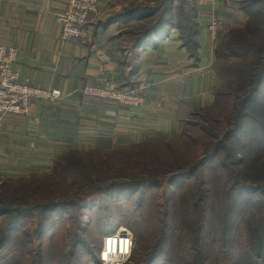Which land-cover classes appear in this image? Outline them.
Listing matches in <instances>:
<instances>
[{
  "label": "rangeland",
  "instance_id": "374dc122",
  "mask_svg": "<svg viewBox=\"0 0 264 264\" xmlns=\"http://www.w3.org/2000/svg\"><path fill=\"white\" fill-rule=\"evenodd\" d=\"M252 1L234 0L239 7ZM260 3L264 5V0ZM172 5L176 22L190 38L192 0H142L133 8L134 16L122 19L117 34L121 44L132 50L145 29L165 19ZM259 34L250 39L242 33L233 49L225 50L224 44L231 46L233 38L224 33L217 47L218 80L212 105L188 117L177 136L148 144L152 149L147 153L157 147V153L182 170L163 175L159 183L140 184L152 175L142 170L147 162L141 156L145 149L109 147L69 152L42 175L0 182V213L7 212L0 214V236L8 222L16 224L9 242L0 247V264L98 261L104 238L119 228L131 233L133 246L117 264H241L243 228L237 214L241 202L237 203L233 182L243 177L255 183L259 187L246 189L243 197L253 192L264 202V135L252 136L254 121L261 119L264 107V81L253 88L254 77H246L253 59L249 50H255L251 45L260 42ZM251 139L263 145L253 146ZM240 160L244 166H232L226 181L218 179L222 172L212 169L221 162ZM84 164L87 170L82 173L79 168ZM189 172L193 173L173 181ZM260 217L264 219V214ZM24 235L29 243L22 242Z\"/></svg>",
  "mask_w": 264,
  "mask_h": 264
},
{
  "label": "crops",
  "instance_id": "0c3cea01",
  "mask_svg": "<svg viewBox=\"0 0 264 264\" xmlns=\"http://www.w3.org/2000/svg\"><path fill=\"white\" fill-rule=\"evenodd\" d=\"M66 1L0 0V44L16 48L13 67L20 79L62 93L53 104L35 101L26 114L0 117V182L42 175L69 152L177 136L188 117L212 105L219 41L247 20L234 0H192L193 48L182 39L172 14L138 52L124 47L117 34L122 19L134 16L142 0H98L85 42L60 39L55 16ZM214 20L221 23L216 33L209 29ZM109 79L118 85L142 83L146 105L130 108L79 91Z\"/></svg>",
  "mask_w": 264,
  "mask_h": 264
},
{
  "label": "trees",
  "instance_id": "16d2710c",
  "mask_svg": "<svg viewBox=\"0 0 264 264\" xmlns=\"http://www.w3.org/2000/svg\"><path fill=\"white\" fill-rule=\"evenodd\" d=\"M241 2V0H240ZM245 4V7H241L246 14H247V20L245 25L242 28L234 29L230 32V35L233 39L232 45L225 43V50L233 49V47L237 44L236 42L239 40L238 38L244 34H247L250 39L256 38L257 34H259L258 38H260L259 43L252 44L251 46L255 48V50H249L250 55H253V59L250 61V64L252 66H247L251 72H249L246 77L247 78H253L251 81L253 88L259 87L261 83L264 81V5L260 3V0H254L252 2H243ZM248 7L249 10L247 9ZM252 9V10H251ZM166 11V10H165ZM175 9L173 8V5L167 9V13L165 12L166 16L165 19H159L158 22H156L155 25H152L150 29H145L142 39L138 40L139 42L135 43L133 45V50H137L140 48L141 44L145 41V38L151 37L150 39H155V37L158 36L162 32V27L170 23L172 12H174ZM171 13V15L169 14ZM171 16V17H170ZM181 37L184 39V42H190L192 44L191 48H193V41H192V35L195 33V29L192 30L190 38H186V36L183 34L182 27L177 23ZM140 33V32H139ZM138 33V34H139ZM137 34V35H138ZM191 53L193 54V50H191ZM249 63V62H248ZM237 66V65H236ZM238 68H242L241 66H237ZM257 71V73H256ZM131 86L136 85V82H128L125 83ZM125 84H121L119 86H123ZM261 119L254 121L255 125L252 126V136L257 138L258 136L264 135V107L263 111L261 113ZM158 140V139H157ZM252 145L259 146L263 145L259 140L251 139ZM155 141V140H154ZM148 143L135 145L137 148H144L145 154H142V159H147V162H145V166L142 168L145 169L147 172L146 174H152L149 178H143L139 183H151L156 184L161 181V177L164 175H173L178 171L182 170V167H175L176 163L171 162V158H168V156H162L161 153H157L158 148L154 147L151 153H147L149 150L152 149L151 145H148ZM153 143V142H152ZM131 147V146H130ZM151 148V149H149ZM170 151V154H173L172 150L168 149V152ZM99 154H96L98 156ZM165 155V154H163ZM140 157V156H136ZM154 158V159H153ZM207 161V159L203 160L202 164H204ZM138 166L140 163H136ZM100 166V165H99ZM232 166H244L243 161L239 162H230L227 163H219V165L216 167H212L213 170H215L216 173L222 172L221 177L218 179L226 181L227 179L231 178ZM87 165H81L79 168V171L82 173H85ZM154 167V168H153ZM153 168V169H151ZM180 169V170H179ZM184 169V168H183ZM141 170V171H142ZM157 170V171H156ZM161 171V173L159 172ZM234 171V170H233ZM239 172V170H238ZM193 172H189L187 174H180L179 178L173 179L178 180L180 178H184L186 176L191 175ZM241 174V173H238ZM21 179V178H20ZM242 179V180H241ZM238 182H233L234 188L238 192V194L235 193V198L237 200V203L241 202V205L243 204V208H241L240 204L237 207V214L242 217V228H243V245H242V252L244 253V258L241 262V264H264V219L260 217V213L264 214V202H260L257 198L253 196V192H251L254 188L253 187H259L255 183L250 181H245L243 177H240L238 179ZM242 181V182H239ZM246 182V183H245ZM223 191V186L220 188ZM246 189H250L251 193L247 197L244 196V191ZM217 190V189H215ZM97 193L100 192V187L95 190ZM223 195V194H222ZM239 201V202H238ZM261 211V212H260ZM7 212L2 211V215H5ZM55 225V223H52L49 228H52ZM16 228V224L13 222H8L7 226L5 227V230L3 234L0 236V247L4 246L7 242H9L12 233L14 232ZM43 231H40V234H42ZM108 234V233H105ZM25 240H22V242L29 243V236L24 235ZM28 239V240H26ZM27 254V253H26ZM28 255V254H27ZM169 261H171L169 259Z\"/></svg>",
  "mask_w": 264,
  "mask_h": 264
},
{
  "label": "built area",
  "instance_id": "2783aa9c",
  "mask_svg": "<svg viewBox=\"0 0 264 264\" xmlns=\"http://www.w3.org/2000/svg\"><path fill=\"white\" fill-rule=\"evenodd\" d=\"M98 0H67L63 10L55 18L60 25V39L63 41L85 42L89 40V22L98 12ZM221 23L214 20L209 29L216 33ZM17 51L13 46L0 44V117L5 115H23L28 112L31 102L53 104L62 98L57 88L34 86L27 80H21L13 65ZM83 95L104 101H114L130 108H142L146 105L145 86L140 83L134 86L125 84L119 86L112 79L104 80L101 84H85L79 90ZM129 233H113L104 238L99 254V261L104 264L101 254L106 250V238L116 240V252H109L114 256V264L125 260L122 240L127 239Z\"/></svg>",
  "mask_w": 264,
  "mask_h": 264
},
{
  "label": "clouds",
  "instance_id": "9594fccd",
  "mask_svg": "<svg viewBox=\"0 0 264 264\" xmlns=\"http://www.w3.org/2000/svg\"><path fill=\"white\" fill-rule=\"evenodd\" d=\"M119 231L123 232L125 230L121 228ZM121 243L124 245L122 252L124 255H127L131 247L133 246V240L131 235H129L127 239L122 240ZM115 244H116V240L114 238H106L105 240L106 250L101 254V259L104 261V264H114V256L110 257L109 252L115 254L116 252Z\"/></svg>",
  "mask_w": 264,
  "mask_h": 264
}]
</instances>
